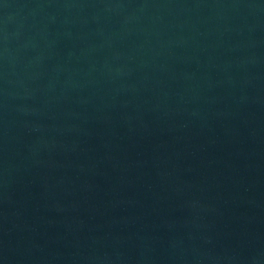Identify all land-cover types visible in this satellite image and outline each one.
I'll list each match as a JSON object with an SVG mask.
<instances>
[{
  "label": "water",
  "instance_id": "1",
  "mask_svg": "<svg viewBox=\"0 0 264 264\" xmlns=\"http://www.w3.org/2000/svg\"><path fill=\"white\" fill-rule=\"evenodd\" d=\"M0 264H264V0H0Z\"/></svg>",
  "mask_w": 264,
  "mask_h": 264
}]
</instances>
